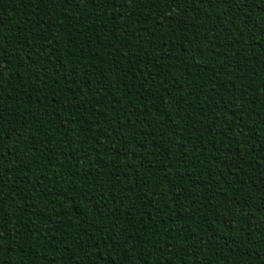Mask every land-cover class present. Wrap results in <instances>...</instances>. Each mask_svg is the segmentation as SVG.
Instances as JSON below:
<instances>
[{"label":"trees","instance_id":"16d2710c","mask_svg":"<svg viewBox=\"0 0 264 264\" xmlns=\"http://www.w3.org/2000/svg\"><path fill=\"white\" fill-rule=\"evenodd\" d=\"M0 264H264V0H0Z\"/></svg>","mask_w":264,"mask_h":264}]
</instances>
